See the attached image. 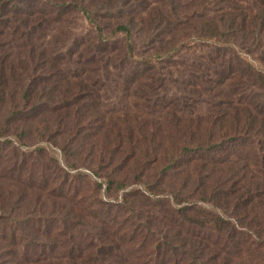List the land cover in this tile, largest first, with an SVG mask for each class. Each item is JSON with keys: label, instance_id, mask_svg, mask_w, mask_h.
<instances>
[{"label": "rangeland", "instance_id": "rangeland-1", "mask_svg": "<svg viewBox=\"0 0 264 264\" xmlns=\"http://www.w3.org/2000/svg\"><path fill=\"white\" fill-rule=\"evenodd\" d=\"M11 1L0 9V264H264L262 246L240 247L264 228L263 186L236 230L195 221L233 212L213 196L225 178L214 165L229 164L214 145L232 133L217 123V74L236 98L258 95L242 77L258 63L240 30L226 46L213 25L252 3L85 0L97 40L76 0ZM120 21L133 24L132 48ZM245 156L231 154L241 179ZM249 164L264 185V163Z\"/></svg>", "mask_w": 264, "mask_h": 264}, {"label": "trees", "instance_id": "trees-1", "mask_svg": "<svg viewBox=\"0 0 264 264\" xmlns=\"http://www.w3.org/2000/svg\"><path fill=\"white\" fill-rule=\"evenodd\" d=\"M242 2L252 3L253 10H249L250 7L241 6V11L237 12L239 9L234 8L231 11H225L220 17L216 18V22L213 25V34L216 39H221V35H225V40L223 44L227 46H235L236 42L234 39L228 38L234 36L236 30H240L243 34L244 43L251 45L252 47L248 50V54L254 57L258 66L248 65L247 71L242 75L244 83L247 88L255 86L259 89L258 95L246 96L243 94L240 98H236L234 93L236 88L234 85H226V80L229 78L227 74H222L218 72V81L216 83V94L215 103L217 111V123L221 126L225 125L231 130V140L228 143L225 141H220L215 143L214 148L223 147L227 152L223 159L228 161L229 164L221 165L216 167L214 165L216 172L225 173V178L220 179L217 183L216 193L213 191L214 199L217 197V201H220L224 206L227 207L226 215L230 212V219H234L235 222L230 219H225L220 215H215L213 212L207 213L204 217L201 215H195V221L197 224L204 225L208 230H219V223L224 224L228 229L236 230L237 223L242 224V221L247 219V214L249 209L248 205H253L255 198L258 196L256 192H259L263 197L261 187V182L258 181L259 175H254L253 170L249 162L253 159H257L262 164L264 163V0H241ZM11 0H0V9L3 11L2 14L7 16L10 12ZM85 0L72 1L71 6L77 8L82 5V9L90 21L96 23L95 30L97 37L96 39H102V27L97 24L95 19L91 16V10L85 5ZM70 6V5H69ZM228 32V34H227ZM230 32V33H229ZM122 33L129 40V48H132V43L130 39L133 38V24L130 21H120L115 28V34ZM102 43V41H100ZM222 44V40L218 41ZM235 43V44H234ZM257 100H253L255 97ZM223 128V127H222ZM228 129H226V135L228 134ZM246 153L244 170L250 175L248 178L241 179L238 171L236 169V164L238 161H234L231 158V154L235 153ZM214 159H216V151L213 154H209ZM233 161V162H232ZM172 166L168 168L167 171L171 169ZM207 169L212 167L210 164L205 166ZM168 175V174H167ZM202 176V181L209 185L212 181V172L207 170ZM218 194V195H216ZM177 200H180L176 197ZM262 208H264V198H262L261 203H259ZM233 205V208L232 206ZM244 207L246 215L242 214L240 209ZM202 218L196 220L198 218ZM223 230V229H222ZM258 237L252 235L250 238H245L242 241L241 249L256 248V246H262L264 249V228H259L256 230ZM233 237V235H232ZM234 243L236 239L233 240ZM177 249V246L171 245L168 249ZM219 251V252H218ZM213 251L218 255L221 251ZM215 260H217L215 258ZM167 261V260H166ZM223 261H219V264H223ZM161 263L159 259V264ZM132 264V263H123ZM136 264H153L152 260L142 261ZM163 264H166L164 261Z\"/></svg>", "mask_w": 264, "mask_h": 264}]
</instances>
